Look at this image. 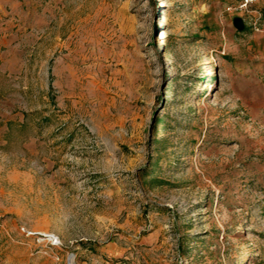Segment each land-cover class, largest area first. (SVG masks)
<instances>
[{
    "label": "rangeland",
    "instance_id": "rangeland-1",
    "mask_svg": "<svg viewBox=\"0 0 264 264\" xmlns=\"http://www.w3.org/2000/svg\"><path fill=\"white\" fill-rule=\"evenodd\" d=\"M236 2L0 0V264H264V0L257 30Z\"/></svg>",
    "mask_w": 264,
    "mask_h": 264
},
{
    "label": "built area",
    "instance_id": "built-area-1",
    "mask_svg": "<svg viewBox=\"0 0 264 264\" xmlns=\"http://www.w3.org/2000/svg\"><path fill=\"white\" fill-rule=\"evenodd\" d=\"M262 0H237L231 6L226 8L229 14H243L249 15L253 18V27L257 30V22L260 17L257 9H254ZM19 232L26 238H34L36 242L40 245L41 250L39 253L51 258L54 262L60 261V255L58 250L61 249L62 243L58 236L49 232H34L28 230L27 228L20 227ZM65 264H76L75 256L70 252H66Z\"/></svg>",
    "mask_w": 264,
    "mask_h": 264
},
{
    "label": "water",
    "instance_id": "water-1",
    "mask_svg": "<svg viewBox=\"0 0 264 264\" xmlns=\"http://www.w3.org/2000/svg\"><path fill=\"white\" fill-rule=\"evenodd\" d=\"M238 23L240 24L241 22L239 21Z\"/></svg>",
    "mask_w": 264,
    "mask_h": 264
}]
</instances>
